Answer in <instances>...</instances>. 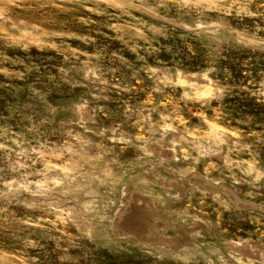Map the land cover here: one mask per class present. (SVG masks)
I'll list each match as a JSON object with an SVG mask.
<instances>
[{
  "label": "rangeland",
  "instance_id": "rangeland-1",
  "mask_svg": "<svg viewBox=\"0 0 264 264\" xmlns=\"http://www.w3.org/2000/svg\"><path fill=\"white\" fill-rule=\"evenodd\" d=\"M0 264H264V0H0Z\"/></svg>",
  "mask_w": 264,
  "mask_h": 264
}]
</instances>
